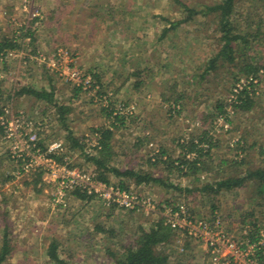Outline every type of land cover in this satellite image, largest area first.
<instances>
[{"label": "rangeland", "instance_id": "obj_1", "mask_svg": "<svg viewBox=\"0 0 264 264\" xmlns=\"http://www.w3.org/2000/svg\"><path fill=\"white\" fill-rule=\"evenodd\" d=\"M13 1L17 5L12 13L0 7V12H3L0 26L3 28L2 33L17 41H20V38L14 37L20 33V26L29 25L34 15L39 14L40 18H45L43 10L48 12L56 2ZM89 2L77 0L76 3L77 9L85 10L80 16L83 22L76 20V9L71 15L61 17L60 25L57 24L54 28L44 23L39 24L38 21L31 25L32 29L37 26L36 40L27 46V50L35 48V52L48 54L50 60H47L46 64L33 56L36 60L30 57L26 60L11 59L6 64L0 63L1 68L14 74V80L4 85L3 89L6 90L2 94L6 97L8 89L23 84L32 83L47 88L54 86L57 102L69 108L64 115L66 124L75 136L83 140L85 150L91 149L96 142L97 134L94 133V128L115 121L113 117L106 116L107 110L114 108L112 115L123 112L127 115L123 125L115 121L120 128L114 138L115 155L111 163L119 168L130 165L147 169L164 179L167 185L135 184L132 178H128L130 190L145 194L155 201L152 210L128 211L117 207L109 208L103 206V201L98 198L78 202L72 196L67 197L65 208L54 203L52 184H44L41 179L35 184L33 181L37 176L33 178L32 173L23 174L17 179H4L11 172L15 174L19 165L11 158V153L10 157H7L11 142L4 138L2 130L0 156L3 158L0 164V182L6 183L0 201V246L6 238L13 249L5 264H44L47 260L45 250L53 238L59 242L58 248L62 258L73 264H113L108 250L117 249L119 246L116 244L120 243L122 236L129 235L137 224H142L147 229L157 219L165 220L161 208L172 202L186 204L196 216L217 214L224 227L235 238L248 239L245 235L250 232L249 226L254 218L259 223L263 222L264 226L263 208L260 206L263 200L259 197L251 198L249 192L242 189L208 194L197 190L179 191L168 185L171 183L196 188L207 182L206 178L213 177L216 170L231 169L226 166L217 169L214 166L219 163L217 155L225 154L234 158V153L226 148V143L230 139L231 142L237 139L240 134L238 131L234 134L228 133L225 131L226 122L216 120L213 130L221 135V142L210 152L217 154L210 163L213 172L201 174L195 185L190 182L191 177L181 176L175 170L169 171L165 162L160 161L153 165L147 161L148 157L150 162L155 160L151 149L157 151L156 146L159 144L166 149L163 158L168 157L169 153L172 158H176L179 152L178 148L174 149L176 139L188 137V133L200 128L201 124L197 122L195 115L197 110L206 109L217 99L222 100L228 90L229 98L233 95L235 84L227 68H222L215 82L206 83L202 80V83H198L199 60L209 58L211 53L216 51L213 47L217 46L213 38L204 35L207 33V27L195 21L186 25L179 24L169 31L167 38H159L161 28L168 25V22L165 23L159 16L169 20H178L185 16L186 12H183L182 8L179 10L172 0H102L103 6L107 4V7L99 8L104 20L99 24L104 30H98L94 38V17L89 15L92 11V3L90 5ZM38 8H41L42 13ZM197 30H200L199 34ZM208 32L216 34L213 29ZM253 53L257 59L264 55V51L260 50H253ZM162 63H171L172 67L163 68ZM94 67L97 70L103 69L100 71L103 73L101 82H110L107 87L104 86L105 89L103 87L106 90L104 95L97 93L98 85L94 84L91 77ZM187 72L192 76L188 80L190 83L184 84L182 80H186ZM87 76H90L89 83H86ZM175 83V88L183 85L190 94L188 108L180 109L179 112L175 109L169 111L166 104L161 103L159 96L162 91L171 96L170 87ZM78 87L79 89H75ZM263 89L261 86V93ZM2 104L11 107L12 113L23 111L32 118L42 120L47 128L40 134L41 137L42 133L45 134L46 143L57 141L68 145L64 138L67 130L58 119V108L34 101L27 96L4 98L0 101V106ZM190 108L195 109V112L190 111ZM263 115L264 112L260 109L258 116L251 121L243 118L241 128L245 126L253 135L264 137ZM145 135L150 137L149 141L147 137L144 138ZM140 139L141 142L138 141ZM136 142L141 146L133 148L132 144ZM90 151L95 152L94 149ZM64 153L65 158L74 166L95 170L94 165L85 160L78 149L73 152H66L64 149ZM250 153L246 160L260 161L257 145ZM118 180L119 177L110 174L109 182L119 184ZM39 186L40 192L37 191ZM213 206L215 208L212 210ZM250 212H253V215L243 219V215ZM97 224L104 227L106 232L95 229ZM156 248L160 251L165 249L170 253L168 264H208V253L204 244L180 233L173 236L170 242Z\"/></svg>", "mask_w": 264, "mask_h": 264}, {"label": "trees", "instance_id": "obj_2", "mask_svg": "<svg viewBox=\"0 0 264 264\" xmlns=\"http://www.w3.org/2000/svg\"><path fill=\"white\" fill-rule=\"evenodd\" d=\"M55 1L56 2L53 3L54 5L49 8L48 12L43 10L45 18H40L39 14L34 15L29 25L20 26V33L14 37L20 38V41L12 39L9 35L0 36V53L4 52L6 49H20L28 53V55L34 53L35 48L28 51L26 50L27 46L32 45L36 40L35 32L37 26L32 29L31 25L35 21H38L39 24L44 23L50 28H54L57 24L60 25L61 17L71 15L73 10L78 8L76 4L77 0L74 2L73 0ZM89 1V4L92 3V11L89 15L94 17L92 28H94L95 38L98 34V30H104V27L99 24L100 21H104L102 16L103 13L99 11V8L107 7V4L103 6L102 0ZM172 1L177 4L179 10L182 8V11L186 12L185 16H181L178 20H169L164 16H159L165 23L168 22V25L166 24L167 26L164 25L161 28L159 38H167L169 31L173 30L179 24L186 25L189 22L195 21L198 22V24L206 26L207 33L204 35L213 38V42L217 43V46L213 47L216 51L211 53L209 58L200 59L198 62V83H202V80H205L206 83L215 82L222 68L228 69V74L233 78L234 84L241 78L245 79L246 83H244L241 89H237L233 92L234 96L231 98H229L230 92L228 90L226 93L227 95L224 96L225 98L223 97L222 100L217 99L213 105L206 109L197 110L195 115L198 119L197 122L199 121L201 124L199 125L201 129L199 128L188 133V137L182 136L176 139L174 149H179L176 158H172L171 153L168 154V157L163 158L166 149L159 144V146H156L157 151H155L154 148L151 149L153 156H155V160L153 159V162H150V157H148L147 161L149 164L153 165L158 164L160 161L165 162L169 171L175 170L181 176L187 178L191 177L190 182H194V185L197 184L201 174L208 173L209 171L210 173L213 172L210 163L213 162L217 154L215 155L210 152L212 149H216L217 146H219V142H221V135L214 132L213 129L215 128L216 120L222 118L228 124V128L225 130L226 132L234 134L238 131L240 134L237 139H234L232 142L230 139L226 143V148L234 153V158H230L225 154H220V156L217 155V157H219V163L214 167L218 169V167L222 168L226 166L231 169L228 171L216 170L213 177L206 178L208 181L198 187L195 186L196 188H187L180 184L171 183L168 185L179 191L184 190L192 192L193 190H197L208 194H216L223 190L227 192H234L236 189L246 190L251 195V198L259 197L263 200V203L259 204L263 208L262 211L264 215V137H257V134L253 135L252 132L249 131V128L245 126L241 128L244 122L242 120L246 119L249 121L250 119L251 121L258 116V111L260 109L264 112V55L260 59H257L256 54L253 53V50L256 52H258V50L264 51V0ZM38 10L42 13L41 8H38ZM77 11L76 20L79 19L80 22H83L80 16L85 10L77 9ZM210 29H213L216 34L212 32L209 33L208 31ZM196 32L199 34L200 30ZM27 56H25V58L29 59ZM169 66L172 67L171 63L161 64L163 68H168ZM99 69L100 70H97V68L94 67L93 72H91V77L94 79V84L98 85L97 93L99 92L100 95H104L106 94V90L104 89L110 82H107V84L101 82L103 73L100 71L103 69ZM186 75V80H182L184 84L190 83L188 80L190 76H192L188 72ZM13 80L12 74L7 78H0V101L4 98L13 99L27 96L31 97L34 101L44 102L46 105L57 107L58 119L67 130L64 138L66 142H68V145L63 144V148L66 149V152H73L78 149L79 154L94 165V171L99 179L109 182L110 174H112L115 177H119L118 183L121 188H128V178H132L135 184L157 183L163 186L167 185L164 183V179L155 176L153 172L147 169L130 165L125 168H119V166L111 163L115 155L114 147L116 142L114 138L116 136V131L120 128L115 124V121H118L119 125H123L124 119L127 118L126 114L121 112L120 114L116 113L112 115L114 108H109V110L106 109V116L113 117L115 121H111L109 125H101L94 128V133L97 134L96 143L91 149L85 150L83 140L81 141L80 137L75 136L66 124V116L64 115L68 112L69 108L57 102L53 90L54 86L50 85L47 88L43 85L23 84L18 87H13L5 97L2 94V92L6 90L3 89L4 85ZM175 86L176 83L172 84L170 87L171 96H168L166 91L160 92L159 96L161 103L166 104L169 111L175 109L176 112H179L180 109L188 108L190 94L186 92L183 85L180 88H175ZM261 86L263 89L262 93L260 92ZM75 89H79V87ZM191 92H193V90ZM177 105L179 107L176 108ZM190 111L195 112V109L190 108ZM3 112L4 110L1 106L0 114H3ZM262 117H264V115ZM236 118L240 119L237 120ZM0 133H2V126H0ZM144 138L148 141L150 139L147 135H145ZM138 141L141 142L142 140L140 139ZM45 143L44 140H40L41 147L45 148ZM132 145L133 148L141 146L137 142ZM256 145L257 156L260 161L246 160V158L251 155L250 151L254 148L256 149ZM64 149L62 152L51 153V157L60 163L67 162ZM92 149L95 150L94 153L90 151ZM192 154H195L194 157H191ZM7 157H10L9 153H7ZM2 158L3 157H1V159ZM34 173L37 178L33 182L36 184L40 180V174L38 172ZM13 177L14 174L11 172V174L6 175L4 179L9 178V180H11ZM124 177L127 178L123 179ZM5 183L6 182L3 183V181H1L0 188H3ZM37 191L40 192L41 187L38 188ZM69 196H72L78 202L93 199L91 196L78 190H75L68 195V197ZM172 204H174V202H172ZM66 207L67 205L65 208ZM214 208L213 206L212 210ZM107 214L109 215L110 213ZM252 215L253 212L246 213V215H243V219ZM262 223H259L258 220L254 218L249 226L251 230L245 235V238H248L250 243L257 244L258 248L256 250L258 258L264 262V230H262L264 226ZM95 229L106 232V229L98 224L95 225ZM176 234L177 231L174 227L165 222L163 218H159L151 223L147 229L144 228L142 224H137L129 235H123L120 239V243L116 244L120 248L108 250V253L113 264H168L170 253L165 249L160 251L156 247L170 242L171 238ZM110 235L113 236V234ZM58 244L59 242L56 238L50 240L45 250L47 260H45L44 264H73L62 258ZM185 247H187L186 243ZM12 251L13 249L8 244L7 239L4 238L0 246V264H5V262H7ZM181 254H183V252ZM182 256H184V254Z\"/></svg>", "mask_w": 264, "mask_h": 264}, {"label": "built area", "instance_id": "obj_3", "mask_svg": "<svg viewBox=\"0 0 264 264\" xmlns=\"http://www.w3.org/2000/svg\"><path fill=\"white\" fill-rule=\"evenodd\" d=\"M27 55L28 53L20 49H6L0 53V63L6 64L11 59L26 60ZM33 56L46 64L48 63L46 61L50 60L48 54L38 51L29 54L27 58ZM10 74H12L10 71L0 67V78H7ZM12 75L14 78V74ZM89 79L90 76H87L86 83L90 82ZM244 83L246 80L243 78L237 81L233 92L241 89ZM1 106L4 112L0 114V126L4 138L11 142L9 154L11 153V158L19 165L14 174L16 179L23 174L38 172L43 181L52 184L54 203L63 207L67 204L68 195L78 190L92 198L101 199L103 205L107 207L133 211L154 209L155 201L145 194L136 193L129 188H121L117 183L101 180L94 170L80 169L68 160L65 163L58 162L50 154L63 151L60 142L45 143V148L40 146V140H43L40 132L45 127L42 120L32 118L23 111L12 113L11 107L3 104ZM218 119L224 121L222 118ZM225 126L227 128V123ZM3 189L0 188V199ZM162 209L163 217L177 233L204 244L208 253V264H264L258 258L257 244L250 243L248 239L235 238L224 227L217 214L213 213L207 217L196 216L184 203L165 205Z\"/></svg>", "mask_w": 264, "mask_h": 264}, {"label": "crops", "instance_id": "obj_4", "mask_svg": "<svg viewBox=\"0 0 264 264\" xmlns=\"http://www.w3.org/2000/svg\"><path fill=\"white\" fill-rule=\"evenodd\" d=\"M16 5H17V3L16 2H14L13 0H0V7L1 8H3V9H6V11L7 12H9L10 11V13H12L13 12V10H14V8L16 7ZM2 13L3 12H0V18H2ZM1 20V19H0ZM0 24H1V22H0ZM2 26H0V36H4L5 34L4 33H2ZM6 36V35H5ZM4 38H6V37H4ZM5 84V83H4ZM32 84V83H31ZM33 85V84H32ZM37 86H38V84H36ZM8 90H10V89H8ZM28 98H31V97H28ZM8 99H10V98H8ZM51 107H55V106H52L51 105ZM50 107V108H51ZM47 108V107H46ZM57 108V107H56ZM47 128V126H45L44 127V130ZM44 130H42L43 132H44ZM41 131V132H42ZM46 131V130H45ZM40 132V133H41ZM2 133H0V135H1ZM44 136H45V134L44 133H42V139L45 141V138H44ZM1 162H2V160H1V156H0V164H1ZM32 176H33V178H34V176H36V174L35 173H32L31 174ZM39 179H41L42 180V178H41V174L39 175ZM44 184H47L45 181L43 182ZM49 208V207H48Z\"/></svg>", "mask_w": 264, "mask_h": 264}]
</instances>
